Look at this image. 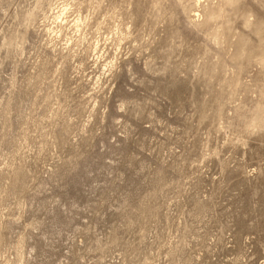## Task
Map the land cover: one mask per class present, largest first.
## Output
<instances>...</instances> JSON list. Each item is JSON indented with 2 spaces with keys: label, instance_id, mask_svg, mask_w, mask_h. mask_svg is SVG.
Instances as JSON below:
<instances>
[{
  "label": "rangeland",
  "instance_id": "1",
  "mask_svg": "<svg viewBox=\"0 0 264 264\" xmlns=\"http://www.w3.org/2000/svg\"><path fill=\"white\" fill-rule=\"evenodd\" d=\"M0 264H264V0H0Z\"/></svg>",
  "mask_w": 264,
  "mask_h": 264
},
{
  "label": "bare ground",
  "instance_id": "2",
  "mask_svg": "<svg viewBox=\"0 0 264 264\" xmlns=\"http://www.w3.org/2000/svg\"><path fill=\"white\" fill-rule=\"evenodd\" d=\"M196 6H197V8L200 6V0H196ZM209 9H211V8H209ZM194 15L199 16L200 14L198 12H195Z\"/></svg>",
  "mask_w": 264,
  "mask_h": 264
}]
</instances>
